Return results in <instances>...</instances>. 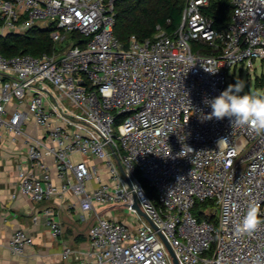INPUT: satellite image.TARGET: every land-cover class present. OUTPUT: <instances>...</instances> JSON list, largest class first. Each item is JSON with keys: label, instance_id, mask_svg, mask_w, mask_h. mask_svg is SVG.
<instances>
[{"label": "built area", "instance_id": "obj_1", "mask_svg": "<svg viewBox=\"0 0 264 264\" xmlns=\"http://www.w3.org/2000/svg\"><path fill=\"white\" fill-rule=\"evenodd\" d=\"M208 1L186 0L173 33L158 26L125 45L115 33V0H0V35L42 23L56 42L40 55L0 52V137L23 139L20 191L35 202L71 192L81 216L107 206L125 214L98 215L88 247L65 246V260L174 264L165 238L179 264H264V225L236 232L250 205L264 220V134L227 117L206 119L204 103L226 89L232 68L256 59L264 66V0H232L222 30L202 10ZM193 40L214 53L193 51ZM197 201L212 203L200 218ZM43 215L59 236L56 212ZM33 244L22 228L8 242L15 254Z\"/></svg>", "mask_w": 264, "mask_h": 264}, {"label": "crops", "instance_id": "obj_2", "mask_svg": "<svg viewBox=\"0 0 264 264\" xmlns=\"http://www.w3.org/2000/svg\"><path fill=\"white\" fill-rule=\"evenodd\" d=\"M76 157L84 159L80 155ZM21 159H25L23 139L13 141L10 133L3 132L0 137V264H73L74 260H65L61 255L65 246L85 250L89 228L98 215L122 217L109 206L81 216L78 198L71 192L64 199L32 201L19 188L18 165ZM53 177L59 184L54 168ZM46 207L56 212L62 225L63 232L57 237L52 235L46 224L43 215ZM18 228L24 229L34 239V244L23 254L13 253L8 246Z\"/></svg>", "mask_w": 264, "mask_h": 264}, {"label": "trees", "instance_id": "obj_3", "mask_svg": "<svg viewBox=\"0 0 264 264\" xmlns=\"http://www.w3.org/2000/svg\"><path fill=\"white\" fill-rule=\"evenodd\" d=\"M116 36L127 45L132 34L144 40L153 37L158 26L167 33H173L182 22L186 0H115ZM232 0H209L203 7V12L213 19L214 26L222 30L231 22ZM52 25L45 27L34 25L23 33L8 32L0 35V52L5 56H12L21 52L40 55L42 52H52L56 42L50 36ZM193 51L205 54L214 53V49L207 43L197 40L191 42ZM259 80V79H258ZM260 84L264 83V75ZM151 197L154 191L146 179L140 176ZM198 217H203L200 210H196ZM214 220V216H207Z\"/></svg>", "mask_w": 264, "mask_h": 264}, {"label": "clouds", "instance_id": "obj_4", "mask_svg": "<svg viewBox=\"0 0 264 264\" xmlns=\"http://www.w3.org/2000/svg\"><path fill=\"white\" fill-rule=\"evenodd\" d=\"M215 73V72H212ZM244 82L237 80L217 97L206 99L204 103L211 108L206 119L217 120L230 118L231 124L248 126L257 134H264V94L244 93ZM226 142V139L218 141V145ZM264 220L261 219L259 205L253 204L248 208L242 223L236 226L237 234H251L257 231Z\"/></svg>", "mask_w": 264, "mask_h": 264}, {"label": "rangeland", "instance_id": "obj_5", "mask_svg": "<svg viewBox=\"0 0 264 264\" xmlns=\"http://www.w3.org/2000/svg\"><path fill=\"white\" fill-rule=\"evenodd\" d=\"M38 26L45 27L46 24H37ZM25 32V31H23ZM21 32V33H23ZM264 75V66L261 63L260 59H256L255 64L251 65L249 62L245 63L244 66H238L236 69L232 68V70L229 72V75L227 77V84L226 88L229 84H234L237 80H242L244 82V93H261L264 94V87L260 84L261 78ZM259 79V80H258ZM210 201H206L204 203L197 201V207L195 208L194 212L196 210H201L203 208H207L211 206ZM120 217L125 218V214L122 212V210H117Z\"/></svg>", "mask_w": 264, "mask_h": 264}, {"label": "water", "instance_id": "obj_6", "mask_svg": "<svg viewBox=\"0 0 264 264\" xmlns=\"http://www.w3.org/2000/svg\"><path fill=\"white\" fill-rule=\"evenodd\" d=\"M118 164H119L121 170L124 171L123 166H122V164H121L120 161H118ZM135 206L137 207L138 211H139L142 215H144V216H145V217H146L151 223H153V222L149 219V217L147 216V214H146V213L140 208V206L138 205L137 202L135 203ZM163 238H164V237H163ZM164 241H165V244H166V246H167L169 252L171 253V255H172V257H173L174 264H179V261H178L176 255H175V253H174L172 247L170 246V244L168 243V241H167L165 238H164Z\"/></svg>", "mask_w": 264, "mask_h": 264}]
</instances>
